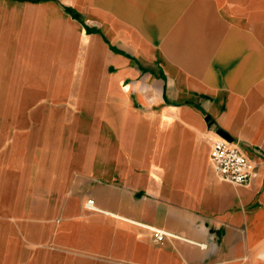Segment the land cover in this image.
Masks as SVG:
<instances>
[{
	"label": "crops",
	"instance_id": "0c3cea01",
	"mask_svg": "<svg viewBox=\"0 0 264 264\" xmlns=\"http://www.w3.org/2000/svg\"><path fill=\"white\" fill-rule=\"evenodd\" d=\"M74 5L102 31L0 0V264H264L259 0ZM219 138L249 185L215 173Z\"/></svg>",
	"mask_w": 264,
	"mask_h": 264
},
{
	"label": "built area",
	"instance_id": "2783aa9c",
	"mask_svg": "<svg viewBox=\"0 0 264 264\" xmlns=\"http://www.w3.org/2000/svg\"><path fill=\"white\" fill-rule=\"evenodd\" d=\"M210 161L217 176L235 186L249 185L256 175L255 163L247 157L239 143L216 139L210 151ZM93 204L89 201L88 208L91 209ZM165 237V233L154 231L155 242L162 243Z\"/></svg>",
	"mask_w": 264,
	"mask_h": 264
},
{
	"label": "rangeland",
	"instance_id": "374dc122",
	"mask_svg": "<svg viewBox=\"0 0 264 264\" xmlns=\"http://www.w3.org/2000/svg\"><path fill=\"white\" fill-rule=\"evenodd\" d=\"M31 1V0H30ZM34 1V3H43V2H52L54 4L59 5L63 11L67 14L72 16L74 19L77 20H81V21H88L92 28L93 27H98V31L101 32L102 30L99 28L102 23V21L100 19H98L96 16H94V14H84L82 13L81 10H79V7L77 5H74L75 3H78V0H76V2L74 3L73 0H32ZM29 2V0H28ZM74 5V6H73ZM95 7V6H94ZM259 14L257 15L256 19L254 20V16H253V27L252 28V32H255L257 34V36H261L264 33V28H262V24H264V0H259ZM109 17H110V21H120L119 17L116 16L115 14H113L112 12H109ZM247 22V21H246ZM249 22V21H248ZM248 22L246 23L248 25ZM91 28V29H92ZM245 30L249 31L250 28L249 26L244 27ZM116 37L120 36L119 34L115 35ZM130 38V43L127 45L131 48L135 47L133 41H135L134 38H132V35L129 37ZM143 42L145 43V48H157L159 47V43L158 40H156L153 36V34H148V35H143ZM11 89L15 90L16 88H2V94L3 93H7L6 95H9V93L11 92ZM12 90V91H13ZM3 107H5V104H3ZM5 109V108H3Z\"/></svg>",
	"mask_w": 264,
	"mask_h": 264
}]
</instances>
